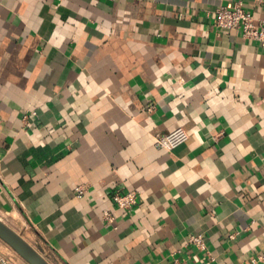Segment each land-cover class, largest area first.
I'll list each match as a JSON object with an SVG mask.
<instances>
[{
	"label": "crops",
	"instance_id": "0c3cea01",
	"mask_svg": "<svg viewBox=\"0 0 264 264\" xmlns=\"http://www.w3.org/2000/svg\"><path fill=\"white\" fill-rule=\"evenodd\" d=\"M239 1L264 21L253 0H0V219L50 264L264 253V49L214 26ZM0 264L27 263L0 240Z\"/></svg>",
	"mask_w": 264,
	"mask_h": 264
},
{
	"label": "built area",
	"instance_id": "2783aa9c",
	"mask_svg": "<svg viewBox=\"0 0 264 264\" xmlns=\"http://www.w3.org/2000/svg\"><path fill=\"white\" fill-rule=\"evenodd\" d=\"M253 4L256 6H262L264 5V0H253ZM214 26L220 30L239 31L244 40L258 43L264 49V21H258L255 15L245 8L243 1L235 3L232 8H219L214 19ZM154 110L155 106H150L148 108L149 112H153ZM29 117H36V113H28L25 116V120ZM188 140L189 135L187 131L183 128H179L168 134L157 135L155 137V147L167 150L168 152H173L178 147L186 144ZM85 194L86 189L84 187L76 189V195L78 198H83ZM112 200L118 209L130 211L138 204V195L134 191L126 193L118 192L113 195ZM104 217L109 224H113L116 221L115 216L110 212H105ZM234 238L235 236L231 237V239ZM187 245L196 248L199 251L206 252V254L214 260L208 250L207 239L204 235H191L187 240ZM2 261L3 263H7L5 260ZM250 263L264 264V253L251 257ZM171 264L190 263L187 259L175 257Z\"/></svg>",
	"mask_w": 264,
	"mask_h": 264
},
{
	"label": "water",
	"instance_id": "95a60500",
	"mask_svg": "<svg viewBox=\"0 0 264 264\" xmlns=\"http://www.w3.org/2000/svg\"><path fill=\"white\" fill-rule=\"evenodd\" d=\"M0 240L27 264H50L26 239L1 219Z\"/></svg>",
	"mask_w": 264,
	"mask_h": 264
},
{
	"label": "rangeland",
	"instance_id": "374dc122",
	"mask_svg": "<svg viewBox=\"0 0 264 264\" xmlns=\"http://www.w3.org/2000/svg\"><path fill=\"white\" fill-rule=\"evenodd\" d=\"M6 223L9 225V224H11V226H13V224L12 223H9L8 221H6Z\"/></svg>",
	"mask_w": 264,
	"mask_h": 264
}]
</instances>
